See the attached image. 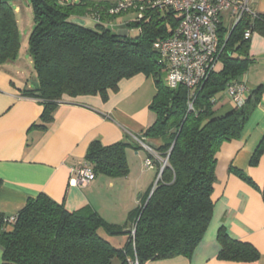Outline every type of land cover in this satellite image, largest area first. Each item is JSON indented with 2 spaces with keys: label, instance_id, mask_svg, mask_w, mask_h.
<instances>
[{
  "label": "trees",
  "instance_id": "trees-1",
  "mask_svg": "<svg viewBox=\"0 0 264 264\" xmlns=\"http://www.w3.org/2000/svg\"><path fill=\"white\" fill-rule=\"evenodd\" d=\"M8 1L0 0V65L14 61L19 52L17 25ZM29 1L33 28L27 51L37 85L23 91L22 96L42 105L39 122L32 127L45 128L65 97L99 95L105 101L107 92L115 91L121 80L142 74L153 80L156 92L148 107L154 121L139 140L167 162L162 166L150 157L156 176L161 173L151 195L129 214L133 236L132 230L106 223L89 207L69 212L40 193L26 202L11 225H6L8 217L0 213L1 264H113L116 259L127 264L129 258L145 264L190 258L212 218L216 154L223 143L239 139L264 91V84L259 85L241 107L215 117L216 98L239 81L252 63L249 39L245 40L243 33L263 28L264 15L243 16L227 36L220 27L219 64L203 85L190 92L183 86H166L167 67L153 47L175 31L179 23L176 13L147 9L141 19L132 17L123 22L127 33L121 37L111 31L114 27L109 23L127 14L107 16L114 2ZM96 13L101 16L100 23L92 21ZM74 19H88L93 27L86 22L81 26ZM131 30L135 31L132 37ZM155 139L162 141L157 148L147 143ZM129 146L117 143L104 147L94 141L87 149L85 164L95 176L123 179L128 175L125 150ZM263 153L264 136L250 166H256ZM229 171L257 189L241 171ZM100 231L107 236H127L124 246L114 247ZM217 241L221 262L250 263L259 258L253 246L231 238L223 227L217 232Z\"/></svg>",
  "mask_w": 264,
  "mask_h": 264
},
{
  "label": "crops",
  "instance_id": "crops-1",
  "mask_svg": "<svg viewBox=\"0 0 264 264\" xmlns=\"http://www.w3.org/2000/svg\"><path fill=\"white\" fill-rule=\"evenodd\" d=\"M251 9L256 15H264V0H251ZM18 13L16 7L14 14ZM121 19L115 20L114 28L126 35ZM16 25L19 30L17 20ZM233 28L231 17L222 15L224 36ZM31 30L20 45L27 42ZM24 53L18 52L14 61L0 65V213L7 217L16 215L29 199L43 193L69 212L89 207L106 223L123 227L124 231L132 230L129 214L150 195L158 177L154 167L144 166L146 159L156 156L155 152L137 143L141 133L154 121L148 110L156 92L153 80L142 74L121 80L115 91L107 92L105 101L99 95L65 97L45 128L32 127L39 122L42 105L22 96L23 91L37 85L32 60L28 51ZM248 56L252 63L243 75L247 89L245 102L253 90L264 84V27L252 33ZM214 108L215 117L238 109L226 93L216 98ZM263 136L264 91L239 139L223 143L216 154L212 218L192 256L145 264H264V153L256 166H250L252 154ZM94 141L104 147L117 143L130 145L125 150L128 175L115 180L97 175L88 186H75L71 182L72 170L85 164L87 149ZM147 143L157 148L162 141L147 140ZM230 168L248 176L257 189L229 171ZM221 227L231 238L253 246L259 254L258 260L219 261L217 232ZM100 234L113 243L115 237L103 231ZM120 237L122 244L118 247L112 244L116 248H122L126 242L127 236ZM1 259L0 247V264Z\"/></svg>",
  "mask_w": 264,
  "mask_h": 264
},
{
  "label": "built area",
  "instance_id": "built-area-1",
  "mask_svg": "<svg viewBox=\"0 0 264 264\" xmlns=\"http://www.w3.org/2000/svg\"><path fill=\"white\" fill-rule=\"evenodd\" d=\"M147 9L170 10L179 16L175 31L168 38L155 42L153 47L167 67L166 86L169 89L183 86L190 92L203 85L219 64L222 47L218 31L222 15L228 14L234 26L243 16H256L251 9V0H118L107 9L106 15L117 17L120 14H132L134 19L139 20ZM92 21L100 23L101 16L93 14ZM109 26L114 27V24L111 22ZM251 35L250 30L243 33L245 40L250 39ZM225 93L236 107H241L247 95L244 78L229 85ZM188 108L192 109V105L189 104ZM137 143L146 147L139 140ZM154 159L162 161L157 155ZM144 166L154 167L151 159H146ZM162 166H165V160ZM95 177L92 169L83 164L72 170L71 182L75 186L85 187ZM15 221V215L4 220L6 225ZM131 234L133 236V230ZM127 264L139 263L136 258H129Z\"/></svg>",
  "mask_w": 264,
  "mask_h": 264
},
{
  "label": "rangeland",
  "instance_id": "rangeland-1",
  "mask_svg": "<svg viewBox=\"0 0 264 264\" xmlns=\"http://www.w3.org/2000/svg\"><path fill=\"white\" fill-rule=\"evenodd\" d=\"M67 1L77 3L80 0H67ZM102 1L117 2L118 0H102ZM8 4L12 8L13 12H14L16 7H18V9H19V13L17 15L14 14V19H15V22L17 20L19 23V30L17 29L18 30V36H19V52L24 53L25 51H27L28 40L24 44V46L20 45V42L24 39L25 36H27V34L31 30V28H33V12H32V8L30 5V1L29 0H9ZM132 17H133L132 14H127V15H123L120 18H123V19H121V21L124 22V21H128ZM85 22L89 28L93 27V23L90 20L86 19ZM111 31L117 33L116 28L111 29ZM133 35H135V31L131 30L129 32V36L132 37ZM23 55H27V54L24 53ZM163 161L164 160H162L160 162L163 163ZM156 178H155L154 182L156 181ZM113 237H115L114 241L112 243V244H114V246L118 247L120 244L123 243L122 237H120V235L113 236ZM113 264H119V261L116 259L113 261Z\"/></svg>",
  "mask_w": 264,
  "mask_h": 264
},
{
  "label": "water",
  "instance_id": "water-1",
  "mask_svg": "<svg viewBox=\"0 0 264 264\" xmlns=\"http://www.w3.org/2000/svg\"><path fill=\"white\" fill-rule=\"evenodd\" d=\"M73 22L74 23H77V24H79V25H81V26H84L85 25V22L83 21V20H80V19H74L73 20ZM126 34V33H125ZM116 35H118V36H121V37H125L126 35H124V34H119V33H116ZM166 160H165V164H166ZM162 170V169H161ZM160 173H161V171H160ZM160 173H159V175H160ZM159 175H158V177H159ZM157 182V181H156ZM152 191H153V189H152ZM152 191H151V193H152ZM151 193H150V195H151ZM149 195V196H150Z\"/></svg>",
  "mask_w": 264,
  "mask_h": 264
}]
</instances>
